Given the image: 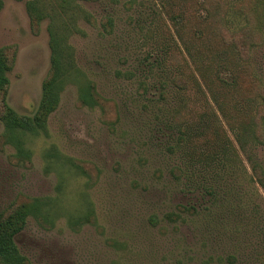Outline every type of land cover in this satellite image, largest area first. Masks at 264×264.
Instances as JSON below:
<instances>
[{
	"label": "rangeland",
	"instance_id": "1",
	"mask_svg": "<svg viewBox=\"0 0 264 264\" xmlns=\"http://www.w3.org/2000/svg\"><path fill=\"white\" fill-rule=\"evenodd\" d=\"M29 1L3 0L0 50L16 55L5 102L31 118L53 50L51 19L36 24ZM254 1L213 6L236 30ZM200 4H74L68 45L80 74L60 93L46 130L26 135L29 159L17 158L0 120V214L46 203L15 240L29 264H264V188L253 178L254 166L264 167V147L242 129L263 104L264 45L249 62L227 50L208 84L200 72L206 44L179 31L183 14L207 15ZM176 47L180 59L170 58ZM182 74L192 84L187 90L173 83ZM89 82L102 97L94 109L80 100L79 88Z\"/></svg>",
	"mask_w": 264,
	"mask_h": 264
},
{
	"label": "trees",
	"instance_id": "2",
	"mask_svg": "<svg viewBox=\"0 0 264 264\" xmlns=\"http://www.w3.org/2000/svg\"><path fill=\"white\" fill-rule=\"evenodd\" d=\"M78 1L89 0H30L27 3L28 13L36 24L42 23L47 18L51 19L50 32L53 50L51 75L43 85L40 106L31 118L16 114L5 102L10 83L8 73L14 67L16 55L15 49L0 50V97L2 101L0 120L5 126L4 138L7 143H14L17 148V158H30L31 153L25 149L24 144L26 135L37 136L40 131L44 132L46 130L48 118L59 106L60 93L67 84L73 82L71 79L73 76L80 74L75 65L72 47L68 45V40L73 32L70 30V25L75 26L77 19L73 16V12L75 7L78 9L77 6H79H74V4ZM197 1L201 2L200 7L204 8L203 10L207 15L198 11L190 12L187 16L183 14V22L179 31L183 36L186 35L185 31H187L190 34L191 41L195 42L194 45H198V43L206 44L205 51L208 57L202 59L200 72L207 83L212 84V76L214 75L212 68L216 67V59H222L227 50L234 58L237 56L242 61L249 62L253 50L264 45V0L252 2L253 9L245 15V24L236 30L228 27L226 17L224 19L217 8L213 6L214 0ZM3 8L4 2L0 0V11ZM64 15L69 17L68 23L60 20ZM90 16V14L85 13L88 22H90ZM72 17L73 19H70ZM188 17H190V20ZM184 22H187V24ZM104 26L109 33L113 31L112 20L106 19ZM187 43L189 48L194 47L189 41ZM175 57L177 59L182 57V51L178 47L170 52V58L174 59ZM174 63L178 64L175 60ZM220 80L218 78V81L226 86L225 82L222 79ZM173 83L180 90H187L192 85L191 82L189 85V80L183 74L175 77ZM79 91L80 100L84 106L91 109L100 106L102 97L96 91V86L93 83L89 82L85 86H81ZM261 97L263 104L258 108L256 121L254 119L246 120L242 129L252 138L254 143L264 147V91L261 93ZM74 169L89 179V173L80 165H77V168ZM95 170L98 177L99 170L98 168ZM173 172L178 173L177 178L182 174L180 169H174ZM253 178L255 182L264 188V167L256 164L253 168ZM45 204L41 201H35L30 205H20L10 212L0 214V264H29L27 259L19 253L15 240L24 230L27 219L30 216H38ZM89 221L90 217L86 216L84 220L79 221V225L81 226V224Z\"/></svg>",
	"mask_w": 264,
	"mask_h": 264
}]
</instances>
